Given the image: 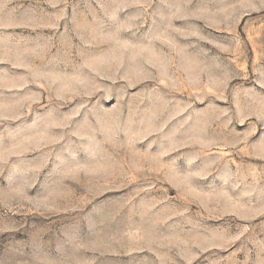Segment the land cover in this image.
Here are the masks:
<instances>
[{"label": "rangeland", "instance_id": "374dc122", "mask_svg": "<svg viewBox=\"0 0 264 264\" xmlns=\"http://www.w3.org/2000/svg\"><path fill=\"white\" fill-rule=\"evenodd\" d=\"M0 264H264V0H0Z\"/></svg>", "mask_w": 264, "mask_h": 264}]
</instances>
